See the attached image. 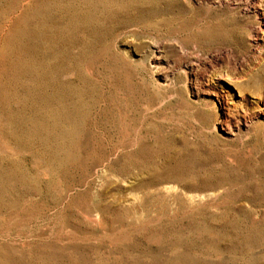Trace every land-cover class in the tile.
Instances as JSON below:
<instances>
[{
  "label": "rangeland",
  "instance_id": "obj_1",
  "mask_svg": "<svg viewBox=\"0 0 264 264\" xmlns=\"http://www.w3.org/2000/svg\"><path fill=\"white\" fill-rule=\"evenodd\" d=\"M263 31L245 0H0V264H264Z\"/></svg>",
  "mask_w": 264,
  "mask_h": 264
},
{
  "label": "bare ground",
  "instance_id": "obj_2",
  "mask_svg": "<svg viewBox=\"0 0 264 264\" xmlns=\"http://www.w3.org/2000/svg\"><path fill=\"white\" fill-rule=\"evenodd\" d=\"M247 7L260 16H264V1L260 0H245ZM264 32V31H263Z\"/></svg>",
  "mask_w": 264,
  "mask_h": 264
}]
</instances>
